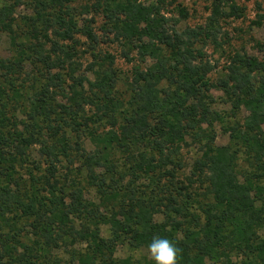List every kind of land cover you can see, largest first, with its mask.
Instances as JSON below:
<instances>
[{"label": "trees", "instance_id": "1", "mask_svg": "<svg viewBox=\"0 0 264 264\" xmlns=\"http://www.w3.org/2000/svg\"><path fill=\"white\" fill-rule=\"evenodd\" d=\"M87 1L78 9L72 0H0V37L8 32L17 44L14 14L26 4L33 12L27 17L29 37L36 39L27 47L23 44L13 59L0 60L5 71L0 79V264H60L53 258L55 248L77 242L91 249L86 262L134 264L131 257L114 258L118 246L147 248L154 237L174 242L178 264H264V234L260 233L264 232V211L256 205L262 187L249 177L241 180L237 171L241 152L260 168L264 166V57L235 53L224 76L213 83L209 74L214 67L203 61L202 52L194 46L203 34L211 36L209 28L221 18L242 16V8L235 0H212L205 26L179 32L167 27L159 0ZM228 6L229 12L224 9ZM180 11L184 18L188 16L185 8ZM92 12L104 18L103 29L121 44L124 58L133 61L136 52L141 64L133 69L127 98L120 99L114 94L120 80L115 56L106 54L108 66L95 68L99 65L93 51L95 60L88 66L96 77L91 94L84 93L86 77L71 75L70 103L56 109L52 101L64 88L57 83L61 75L52 70L65 69L66 60L72 58V47L62 42L83 34L96 43L91 25L95 17L82 27L78 20ZM47 42L50 53L45 49ZM33 54L47 75L34 79L36 85L25 90L24 96V83L20 85L19 80ZM149 59L150 65L141 66ZM73 64L70 61V73H75ZM214 87L224 91L229 115L212 107ZM21 95L29 106L27 121L19 128L16 114L9 115L7 109ZM92 105L100 115L97 121L90 120H105L109 128L99 132L84 121L94 147L90 150L86 141H77L81 135L76 132L83 126L79 117ZM242 108L248 112L244 124L227 123ZM47 121H57L61 128L69 124L64 130L75 134V144L70 145L68 136L58 138V129L54 142L48 143L41 133ZM217 124L229 133L228 145H215ZM189 142L201 148L194 165L196 182L212 183L201 199L188 191L194 184L191 179L188 184L177 179L183 168L182 149ZM36 144H41L39 155L49 163L47 172L30 171L28 184L22 183L18 170ZM63 156L68 167L78 164L82 181L58 178L56 166ZM98 170L99 203L85 197L83 185ZM132 180H145L148 185L137 188ZM156 214L163 215L161 222ZM101 225L109 226V238L101 235ZM148 264L154 262L150 259Z\"/></svg>", "mask_w": 264, "mask_h": 264}, {"label": "rangeland", "instance_id": "2", "mask_svg": "<svg viewBox=\"0 0 264 264\" xmlns=\"http://www.w3.org/2000/svg\"><path fill=\"white\" fill-rule=\"evenodd\" d=\"M158 1V0H153ZM162 6V14L168 19L167 27L172 30L175 29L179 32L184 31L187 28H198L200 26H205L207 23V19L211 14V5L212 0H159ZM236 4L242 8V16L240 17H225L221 18L218 23L213 24L209 28V31L212 30L213 33L211 36L207 37L204 34L200 37V40L195 42V49L202 52V59L205 63L211 64L214 68L212 72L209 74V77L213 83H217L221 77L225 74V69L229 64L231 57L235 53H247L249 56H256L262 59L264 57V0H235ZM73 5L78 7V9L85 4L88 3L87 0H72ZM181 8H185L188 16L184 18L180 11ZM225 11H230V7L224 8ZM33 14L31 6L22 5L15 10V23L14 28L16 31L17 40L16 43H12L11 34L8 32H4L0 37V60L9 61L17 56V51L23 44L25 47L29 45V42L33 43L36 39L30 40L31 29L28 26L30 21L27 20V17ZM95 21L91 24L95 33L97 34L98 40L96 43H92L85 35L76 34L74 40L63 41L62 43H66L72 47L70 50V54L72 55L71 60L68 59L65 62V66L63 68H54L52 70L53 74L61 75V79L57 81L58 85L61 88H64V92H59V94H55V99L52 101L56 109H59L60 105H67L70 103L69 97L70 94L67 93L70 91V85L73 83L71 75H75V77L84 76V86L85 94L90 93V85L95 80V74L88 67L92 61H94V57L92 52L97 53V60L95 68H106L108 66V61L105 60L106 54H112L115 56V65L114 67L118 69L120 80H118L115 88L114 94L117 95L118 98H127L126 89L128 88V83L132 81L133 78V69L135 66H139L141 63L136 56V52L132 53L133 61H127L126 58L122 55V46L120 43L113 41V34H108L103 29L104 18L101 15H97L92 13H84L82 14L78 20L79 25L82 27L86 25L89 20L92 18ZM91 22V21H90ZM90 24V23H88ZM43 33V32H42ZM51 38H54L53 34L49 35ZM187 35L185 36V38ZM40 41L44 40L43 36L40 37ZM93 45V48L92 46ZM51 43L47 42L45 45V49L47 53H50ZM27 52L30 53V50L27 48ZM55 56V54H52ZM31 57V54H30ZM36 55L33 54L30 60L24 63V70H22V74L20 77V85L24 83V96L27 95L25 90H27L32 85H36L34 79L37 77L42 79L47 75L45 68L42 66L41 62L36 60ZM34 60V61H33ZM70 61H73V66L76 68L75 73H70L71 71L68 69L70 65ZM152 60L149 59L147 64L141 65L146 66L150 65ZM102 65V66H100ZM70 71V72H69ZM5 71L0 69V79L3 80ZM52 74V75H53ZM41 77V78H40ZM25 78V79H24ZM40 82H38V85ZM55 89V88H53ZM34 90L31 89V92ZM212 94L215 96V102L212 107L219 111H223L229 115L231 113V107L226 103V95L224 91L220 90L218 87H214L212 90ZM18 103L16 104L12 101V104L9 105L7 111L9 115L16 114L15 121L19 123L18 127L22 128L24 123L27 121V108L29 104L26 100H22V95L18 96ZM24 105V110L17 109ZM28 105V106H27ZM22 109V108H21ZM83 112H80L82 115ZM84 117H79V121L82 123L81 131L79 130L78 134L81 135L79 138V143H84V145L88 149H93L92 141L87 137V129H85L84 121H89V128L97 129L99 132L105 131L109 128L106 124L105 120L100 122H95L90 120L95 119L97 121L98 114L97 108L95 106H87ZM248 112L242 108L239 112L237 111L236 117H230L227 120V123H234L235 121L244 124V120L247 117ZM57 114H52L53 118H56ZM64 118L67 121H70L66 114H63ZM58 121V120H57ZM49 122L43 123L44 132L43 137L46 139L48 143H53L56 138L55 131L59 130L57 136L58 138H62L64 135L70 137L69 143L71 146L75 144V134H68L67 130L69 129V124L64 123V128L59 126L58 122ZM50 123V124H49ZM48 125H52L55 128L49 129ZM63 131H66L64 134ZM216 131V139L215 145L224 146L231 143V138L225 126L217 124L215 127ZM190 144L184 146L182 149L183 153V168L178 172V181L185 182L186 184L192 181L194 184L191 188L188 189L189 192L193 194L194 199H201L202 194H204L209 188L211 182L200 183L196 182L198 179L197 174H194V165L195 161L201 156V148L199 144H195L189 142ZM41 144H36L32 146L29 150V154L23 166L19 168V173L17 176L21 178L22 183L28 184L29 172L32 171L36 174L46 173L47 167L49 163L39 155V147ZM71 151V148L69 149ZM252 157H249L248 154L241 152L238 158V166L237 171L240 179H243V176L254 179L259 186L261 185L262 190L258 193V198L256 200V205L260 207L264 211V166L260 168L257 164L252 161ZM68 160L66 157H62V163H58L57 168V176L62 181L70 180L71 178L77 177L81 179L80 174H77L78 164H75L73 167H68ZM101 170H98L97 174L88 177L83 185L85 186V197L87 199H91L92 201H96L99 203L100 201L97 198L96 193V184L97 179L100 176ZM198 173V172H197ZM132 185L137 188H146L148 185L145 180H132ZM212 185V183H211ZM191 186V185H190ZM219 188L218 185H216ZM104 207H102V210ZM155 219L158 222L163 220L162 214H156ZM22 225V224H21ZM23 226V225H22ZM102 233L101 235L105 238L110 237V231L108 225H101ZM260 233L264 234L263 230ZM91 253V249L85 243L77 242L76 244H69L68 246H62L60 248H55L53 252V258H58L60 260V264H104L103 261L99 260L97 263L86 262L89 255ZM127 257H131L134 264H148L151 259L148 252V247H143L138 250H134L128 245H119L114 254L115 259H125ZM234 259H237L236 257Z\"/></svg>", "mask_w": 264, "mask_h": 264}, {"label": "clouds", "instance_id": "3", "mask_svg": "<svg viewBox=\"0 0 264 264\" xmlns=\"http://www.w3.org/2000/svg\"><path fill=\"white\" fill-rule=\"evenodd\" d=\"M148 252L154 264H178V249L166 237H154L148 244Z\"/></svg>", "mask_w": 264, "mask_h": 264}]
</instances>
